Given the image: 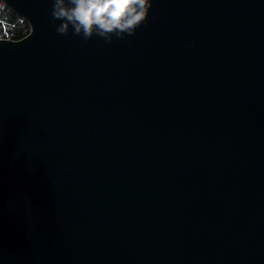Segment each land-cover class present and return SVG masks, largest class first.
<instances>
[{
  "label": "water",
  "instance_id": "1",
  "mask_svg": "<svg viewBox=\"0 0 264 264\" xmlns=\"http://www.w3.org/2000/svg\"><path fill=\"white\" fill-rule=\"evenodd\" d=\"M1 1L0 264H264V0H152L109 44Z\"/></svg>",
  "mask_w": 264,
  "mask_h": 264
},
{
  "label": "clouds",
  "instance_id": "2",
  "mask_svg": "<svg viewBox=\"0 0 264 264\" xmlns=\"http://www.w3.org/2000/svg\"><path fill=\"white\" fill-rule=\"evenodd\" d=\"M152 0H52V22L60 20L56 32L72 34L84 41L95 34L112 42L113 36L123 39L134 35L148 16Z\"/></svg>",
  "mask_w": 264,
  "mask_h": 264
},
{
  "label": "trees",
  "instance_id": "3",
  "mask_svg": "<svg viewBox=\"0 0 264 264\" xmlns=\"http://www.w3.org/2000/svg\"><path fill=\"white\" fill-rule=\"evenodd\" d=\"M28 31V22L0 0V37L19 39Z\"/></svg>",
  "mask_w": 264,
  "mask_h": 264
}]
</instances>
